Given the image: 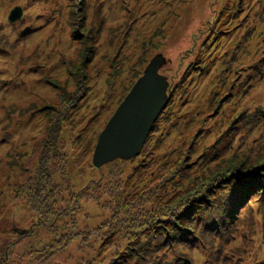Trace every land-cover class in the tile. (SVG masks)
<instances>
[{"label":"rangeland","instance_id":"374dc122","mask_svg":"<svg viewBox=\"0 0 264 264\" xmlns=\"http://www.w3.org/2000/svg\"><path fill=\"white\" fill-rule=\"evenodd\" d=\"M158 54L167 107L97 168ZM0 264H264V0H0Z\"/></svg>","mask_w":264,"mask_h":264},{"label":"water","instance_id":"95a60500","mask_svg":"<svg viewBox=\"0 0 264 264\" xmlns=\"http://www.w3.org/2000/svg\"><path fill=\"white\" fill-rule=\"evenodd\" d=\"M24 8L16 6L8 16L10 23L24 17ZM166 64L162 54L155 56L120 104L99 136L92 163L97 168L114 160L139 156L161 113L170 101V82L161 73Z\"/></svg>","mask_w":264,"mask_h":264},{"label":"trees","instance_id":"16d2710c","mask_svg":"<svg viewBox=\"0 0 264 264\" xmlns=\"http://www.w3.org/2000/svg\"><path fill=\"white\" fill-rule=\"evenodd\" d=\"M254 175L255 176H253V178L248 179L246 182L240 181L242 189H245V197L243 198L241 204L246 202V199L248 197L255 195L257 193L256 191L261 187V181H260L259 177L262 178V176H259L258 173L254 174ZM223 214H224L225 220H226L227 216H229V218L234 219L235 216L237 215L236 209L234 210L233 208H231L229 206L227 209L223 210ZM219 215H220L219 217L218 216L216 217L218 219V221L221 218V212L219 213ZM177 231H178L177 232L178 239H181L182 241H186V242H189L191 240V238L189 237V235L187 234V231L183 228V226H177Z\"/></svg>","mask_w":264,"mask_h":264}]
</instances>
